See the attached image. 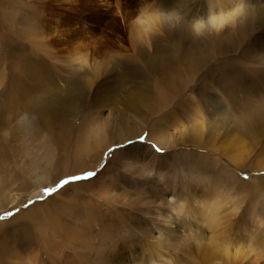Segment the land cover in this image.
Listing matches in <instances>:
<instances>
[{
	"label": "rangeland",
	"instance_id": "rangeland-1",
	"mask_svg": "<svg viewBox=\"0 0 264 264\" xmlns=\"http://www.w3.org/2000/svg\"><path fill=\"white\" fill-rule=\"evenodd\" d=\"M206 1L0 0V264H200L205 220L151 249L183 185L223 202L234 264H264V0L243 23ZM209 118L249 134L243 158L182 139Z\"/></svg>",
	"mask_w": 264,
	"mask_h": 264
},
{
	"label": "bare ground",
	"instance_id": "bare-ground-1",
	"mask_svg": "<svg viewBox=\"0 0 264 264\" xmlns=\"http://www.w3.org/2000/svg\"><path fill=\"white\" fill-rule=\"evenodd\" d=\"M230 1H233V0H230ZM246 1L247 0H235L234 6L236 5L235 8L238 7V10L235 12V14L233 16L230 15L229 17L230 18H234V17L236 18V15L239 12L247 15V13L245 11L242 12V10L240 8V5L245 4ZM227 2H229V0H209L208 2L207 1L205 2V5L207 6L208 12H210V14H212V12H213L212 10L215 7L216 8H215L214 11L219 12L220 9L222 8V6L226 5ZM239 10H241V11H239ZM201 13H202V10H201ZM206 13H205V15H206ZM248 15H250V14H248ZM249 17L250 16H248V17L246 16V19H248ZM217 18L221 19L220 17H217ZM236 19H237L238 23H243L242 22L243 19H242V17L240 15ZM212 21H213V19H212ZM222 21L223 20H221L220 23H222ZM148 24L145 25L144 27L148 26ZM149 27H151V26H149ZM201 28H202V26H200V29ZM22 61L23 60H21L19 62H22ZM37 73L39 74L41 72L37 71L35 73V75H38ZM24 91H26V89L22 90V92H24ZM4 93H7V92H4ZM3 95H6V94H3ZM24 95L25 94L21 95L23 97V99L21 101H19V98L16 99V100L14 99L13 100L14 102L11 103V106H19V105L21 106V105H23V103H25L24 102ZM9 96H10V94H9ZM3 98H4V96H3ZM210 98L213 99L212 96H209V99ZM188 100H190V99H188ZM212 101H214V100H209V102H212ZM184 104H185V106H183ZM184 104H179L177 106V108H176V111L173 110V111H171L169 113L168 119L170 120L172 126H175L176 124L179 123L178 122L179 118H180L179 115L188 114L190 112H192L194 114H198V112H200L199 111L200 109L197 106L194 105L195 102L193 103L192 99L190 101L186 100V102H184ZM210 119L211 118H209L207 121L204 120L205 127L207 129L204 128V124H203V122H201V123H199L200 126H198V125L194 126V124H193L192 126H189L188 129H185L183 132H180V135L184 134L182 139L186 140L188 138V140L191 143H193V144L204 143V144H206V146L212 148V147H214V145H217V142L220 139L219 136H221V141H220V145L218 146V150H223L225 152L224 154H227L228 158L231 159V160L243 158L244 154L247 153L248 148L250 147L251 139L249 137V134H246V133H244L242 131H239L236 126L229 127L227 123L222 121L224 119L219 120V122H216V121L210 120ZM27 121H28V116H25L24 114L20 115V119H19V123L20 124H25ZM207 132L209 134H207ZM252 137H254V136H251V138ZM48 166H50V165H48ZM215 176H216V178L217 177L220 178V176L219 175L217 176V174ZM45 177H43L41 175H37L36 182L37 183L46 182L47 180H46ZM187 192L188 191H185L184 185H183V187H179L178 191L176 190L174 193H172L171 196L168 197L169 199H164V198L161 199L162 200V204H160V205H162V208L160 207L161 209L156 211V213L159 214V216L163 218V220H162L163 222L162 223L160 222L162 224V228L159 227L157 229L156 233H155V236H153V244L151 243V249L153 247H156V248L160 247L161 244H163V243L165 244V242H167L166 239L162 240V238H161L162 234L161 233H164V234L172 233V231L170 230V226L172 224H178L177 222L179 220L182 219V221H185L186 218H189V220L187 221L188 222L187 223L188 226L190 224L189 221H191V220L194 221V222L197 221L198 223L201 222V221L204 222V220H205V222L201 223V224L204 225V226L206 224V227L208 228L209 233H210L211 236H209L208 238L206 237L207 242L197 240L199 243H195V245H194L196 255L199 258V263L200 264H234L235 261H236V263H239V262H237L238 260L240 262H242L241 259H243V258H241V259L239 258L240 254L237 251L233 252V254H230L229 244L227 245L226 243H222L219 240L221 229L222 228H224V229L228 228L227 226L226 227H222V224L225 221L222 220L223 217L220 218V216L223 215V213H224L223 212L224 210L222 211V208L224 206L223 202L221 200H219L217 197L216 198L218 200L216 198H214L213 195L212 196L211 195H206L207 193L206 194H199V195H188ZM204 196H205V198H204ZM186 197H188L191 200L192 205H187L186 204V199H185ZM218 197H219V195H218ZM2 203H3V201H2ZM2 207H3V204L0 203V209ZM195 217H197V218H195ZM197 222H195V223H197ZM199 229L200 228H198L196 226V230H199ZM173 234H175V232ZM156 235H158V236H156ZM201 240H204V239L201 238ZM163 245H161V246H163ZM163 247L166 248L165 246H163ZM263 248H264V246H263ZM158 249H161V247L158 248Z\"/></svg>",
	"mask_w": 264,
	"mask_h": 264
},
{
	"label": "snow or ice",
	"instance_id": "snow-or-ice-1",
	"mask_svg": "<svg viewBox=\"0 0 264 264\" xmlns=\"http://www.w3.org/2000/svg\"><path fill=\"white\" fill-rule=\"evenodd\" d=\"M63 183H66L65 181H63ZM47 191V190H46Z\"/></svg>",
	"mask_w": 264,
	"mask_h": 264
}]
</instances>
